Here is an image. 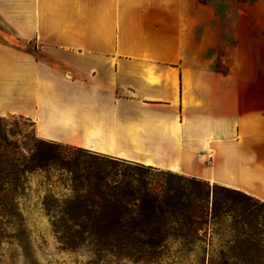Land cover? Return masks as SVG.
<instances>
[{
    "label": "crops",
    "instance_id": "obj_1",
    "mask_svg": "<svg viewBox=\"0 0 264 264\" xmlns=\"http://www.w3.org/2000/svg\"><path fill=\"white\" fill-rule=\"evenodd\" d=\"M180 2L23 0L5 20L41 55L1 57L0 115L264 200V0L225 15Z\"/></svg>",
    "mask_w": 264,
    "mask_h": 264
},
{
    "label": "rangeland",
    "instance_id": "obj_2",
    "mask_svg": "<svg viewBox=\"0 0 264 264\" xmlns=\"http://www.w3.org/2000/svg\"><path fill=\"white\" fill-rule=\"evenodd\" d=\"M180 1L182 10L188 13L192 0ZM200 1L207 3L218 14L225 15L226 12L242 11V7L257 5L260 0ZM230 2H238V6ZM22 3L23 0H0V59L23 57V54L41 55L38 39H23L6 23L8 11L16 18L23 15ZM0 118L3 120L2 132H7L9 139L18 144L25 154L34 145L43 144L50 156L45 166L27 174L24 191L16 199L19 217L12 220V225L0 235V264H208L226 244L231 243L235 229L257 233L252 242L264 252V200L221 184L217 185L231 191L221 190L218 196L235 215L246 211L256 214L252 228L242 222L243 216H238L237 220L223 216L209 227L199 229L201 239L195 242L192 250H188L181 239L170 236L167 246L156 253L144 243L148 240L142 241L139 233L130 226L99 240L89 228L93 223L92 217H80L74 210L78 204L100 202L95 196L88 197L87 186L94 182L92 176L108 173L114 177L117 187L129 190L143 189L145 185L156 188L169 180L176 185L178 176H191L171 170L151 169L40 138L35 123L18 113H6ZM49 144L59 147L51 151ZM18 223L22 226L19 227Z\"/></svg>",
    "mask_w": 264,
    "mask_h": 264
},
{
    "label": "trees",
    "instance_id": "obj_3",
    "mask_svg": "<svg viewBox=\"0 0 264 264\" xmlns=\"http://www.w3.org/2000/svg\"><path fill=\"white\" fill-rule=\"evenodd\" d=\"M2 121L0 118L1 236L5 229L12 225V220L19 217L16 199L24 191L27 174L45 166L50 160L46 152L48 150H44L43 144L34 145V148L25 154L18 144L9 139L7 132H2ZM49 147L54 151L59 145L49 144ZM146 167L162 170L152 166ZM92 178L94 182L87 186L88 197L95 196L100 202L92 201L90 205L78 204L74 210L80 217H92L93 223L89 228L99 240L116 230L130 226L139 233L142 241L148 240L144 243L148 244V248L154 253L167 246L170 236L181 239L186 248L192 250L195 242L201 239L198 236L199 229L209 227L223 216H231L235 220L238 216H243L244 224L250 228L254 225L253 217L256 214H248L246 211L235 215L231 207H227L225 201L219 198L221 190L228 192L231 191L229 188L217 184L211 186L197 177L178 176L179 182L176 185L169 180L156 188L145 185L143 189L135 190L117 187L114 177L108 173L96 174ZM131 220L135 222L127 223ZM18 224L19 227L22 226ZM256 235L258 234L255 232L251 234L235 229L231 235V243L226 244L208 264H264V252L259 251L257 244L252 242Z\"/></svg>",
    "mask_w": 264,
    "mask_h": 264
}]
</instances>
